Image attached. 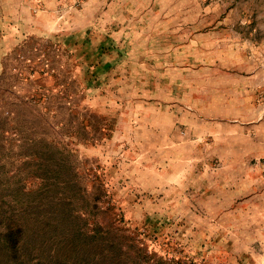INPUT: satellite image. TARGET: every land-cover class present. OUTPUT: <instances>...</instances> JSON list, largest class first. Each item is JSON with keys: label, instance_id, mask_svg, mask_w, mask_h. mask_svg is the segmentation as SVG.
I'll use <instances>...</instances> for the list:
<instances>
[{"label": "rangeland", "instance_id": "374dc122", "mask_svg": "<svg viewBox=\"0 0 264 264\" xmlns=\"http://www.w3.org/2000/svg\"><path fill=\"white\" fill-rule=\"evenodd\" d=\"M0 205L50 259L264 264V0H0Z\"/></svg>", "mask_w": 264, "mask_h": 264}, {"label": "trees", "instance_id": "16d2710c", "mask_svg": "<svg viewBox=\"0 0 264 264\" xmlns=\"http://www.w3.org/2000/svg\"><path fill=\"white\" fill-rule=\"evenodd\" d=\"M19 57L20 55L15 58ZM28 59L33 60L32 57ZM18 68L22 69L21 66ZM16 207L4 208L0 205V264H144L140 254L130 255L122 246L116 245L118 243L115 236L110 234L103 236L96 229L87 235L76 227L69 239L71 255L62 260L58 257L50 259L53 257L50 256V251L48 253L41 245L44 244L43 238L40 235L25 234L29 223L24 222L22 217L26 216L29 207ZM95 240L100 245L95 246ZM108 247L111 249L110 253H107ZM154 264L172 263L162 260Z\"/></svg>", "mask_w": 264, "mask_h": 264}]
</instances>
